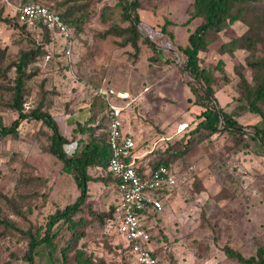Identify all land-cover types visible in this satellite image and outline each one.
Instances as JSON below:
<instances>
[{"label":"rangeland","instance_id":"obj_1","mask_svg":"<svg viewBox=\"0 0 264 264\" xmlns=\"http://www.w3.org/2000/svg\"><path fill=\"white\" fill-rule=\"evenodd\" d=\"M136 1L140 36L134 55L129 45L123 46V37H99L110 28L128 25L117 0H76L72 11L63 0H0V17L11 19L0 21V127L17 118L8 108L15 77L12 64L21 53L32 52L25 68L29 78L24 81L23 112L41 103L50 116H64L83 104L91 105V132L103 140L108 121L103 116L104 98L121 109V123L131 131L135 150L143 156L140 163L147 166L166 159L175 173V188L162 199L161 210L148 218L150 247L161 262L238 264L223 254V247L248 258L264 246V155L257 142L229 135L221 126L211 135L195 130L202 100L190 87L198 95L199 86L183 71L184 57L177 51L200 23L197 18L189 20L192 0ZM24 3L67 13L72 34L69 62L61 55V38L50 40L42 30L15 22L16 9ZM232 16L237 21L226 20L218 32L206 33L208 44L197 53L198 66L209 72L218 107L247 127L243 131L251 132L249 127L260 119L246 110L238 74L253 87L260 72L247 62L263 58L262 45L236 49L230 43L249 26L264 35V0L234 5ZM260 107L264 113V103ZM45 131L38 121L24 120L15 138L0 137V221L14 227L0 222V264H26L28 240L18 231L41 236L47 217L78 196L71 176L44 152ZM76 135L71 133L64 145L80 147L87 133ZM87 173L91 180L80 210L72 217L74 226L56 224L50 244L36 248L33 264H84L85 260L137 264L107 220L117 209L114 183L104 168Z\"/></svg>","mask_w":264,"mask_h":264},{"label":"trees","instance_id":"obj_2","mask_svg":"<svg viewBox=\"0 0 264 264\" xmlns=\"http://www.w3.org/2000/svg\"><path fill=\"white\" fill-rule=\"evenodd\" d=\"M75 1L76 0H63L64 3L71 4L69 8L70 11H72ZM248 1L249 0H192V14L189 20L197 18L200 20V23L191 33L188 34L186 38V45L184 47H177V51L184 57L183 71H185L193 82L199 86L198 95L196 94V91L190 87V92L197 99L202 100L198 106H200L203 110L199 113L200 120L196 124L195 130L205 131L211 135L218 133L219 126H221L222 130L229 135H234L236 137L244 136L257 142L261 154L264 155V113L260 107V104L264 103V56L259 61L247 62V65L250 68L260 72L256 77V83H254L253 87H250L244 80L243 76L238 74V77L240 78V87L243 92L242 99L246 103V110L249 114L257 115L260 119L258 125L249 127L251 132L243 131L247 127L237 124L230 115L224 113L222 109L218 107L210 86L212 79L209 72L199 68L197 58V53L203 51L208 44L205 40L206 33L208 31L218 32L221 30L226 20L229 22L237 21V18L232 16L233 6L237 4H244ZM31 4L36 3H24L18 6V8ZM116 5L121 11L122 19L128 22L127 27L123 29L110 28L100 34L99 37L104 38L108 35L123 37V46L129 45V47L133 50L134 55H136L138 53L137 41L140 36L137 30V27L140 25V21L136 13L138 2L136 0H117ZM45 8L49 12L58 15L64 25H66L68 29H71L67 19L65 18L67 13L62 15L49 7ZM0 21L10 23L11 19L0 17ZM15 22L17 23L16 19ZM42 31L49 37L50 40L56 39V37L60 38L49 34L44 28H42ZM143 42L149 46L152 52L157 53L154 46L147 38H144ZM257 42L261 43L264 55V35L259 36L254 32L253 28L249 26L246 28V31L235 41H232L230 45L234 46L236 49L253 48ZM61 46V55L63 56V59L69 62V57L66 58L64 55V45L62 44ZM33 56L32 52L21 53L17 61L12 64L15 77L12 81V95L8 108L17 114V118L12 120L8 126L0 127V137L3 138L5 136H10L11 138H15L17 136V128L20 122L24 120L38 121L46 130L45 135L47 144L44 152L60 162L62 170L71 176L72 182L78 191V196L73 203L66 205L61 210H55L47 217L44 231L41 236L33 234L30 231H18L20 234L26 236L28 240L27 247L23 255V260L26 264H33V256L37 247L50 244L51 239L53 238V234L51 232L56 224L59 222H66L70 225V228L74 226L72 217L80 210L86 196V185L91 180L87 171L89 169L99 167L104 168L106 171L107 160L109 157V151L106 145V135L102 140L92 136L90 127H86L85 125L81 126L79 124L75 125V129L72 132L73 137H75L77 133L82 132L87 133V138L80 147L77 148L76 143L71 153H66L63 146L67 143V140L59 134L53 117L49 115L41 103H38L36 107L31 109L29 112H23L22 104L24 97V81L29 78V76L25 74V68L31 63ZM97 97L99 99L103 98L102 95H98ZM102 100L104 101H101L104 107L103 116H105L107 120L108 115L105 113L107 103L104 98ZM90 106L91 105H89L91 121L93 120V113ZM219 117L222 119L221 124L219 123ZM106 125H108V121L106 122ZM236 142L242 143V139H236ZM159 166L171 168L166 159L163 161L158 160L155 163L147 165V167L151 170ZM112 219L113 213L111 212L107 220ZM0 222H2L5 227L14 228L13 225L7 223L6 221L1 220ZM222 251L227 258L235 260L238 264H264V246L257 247L254 255L248 258L242 257L238 252L226 246L222 248ZM152 254L154 256L156 255L154 252ZM61 258L65 261V254H62ZM83 263L90 264L89 261L86 260Z\"/></svg>","mask_w":264,"mask_h":264},{"label":"built area","instance_id":"obj_3","mask_svg":"<svg viewBox=\"0 0 264 264\" xmlns=\"http://www.w3.org/2000/svg\"><path fill=\"white\" fill-rule=\"evenodd\" d=\"M15 19L18 24L36 27L40 31L44 28L49 34L60 37L64 55L69 57L72 34L58 15L43 6L31 4L17 8ZM107 107L109 157L106 172L114 183L117 197V209L109 226H114L116 236L123 241L129 256L137 264H165L152 254L148 218L161 210L162 199L175 188V173L162 166L153 170L143 166L140 163L143 156H134V140L122 132L121 109L109 103Z\"/></svg>","mask_w":264,"mask_h":264},{"label":"crops","instance_id":"obj_4","mask_svg":"<svg viewBox=\"0 0 264 264\" xmlns=\"http://www.w3.org/2000/svg\"><path fill=\"white\" fill-rule=\"evenodd\" d=\"M90 110H89V105L83 104L77 111L72 112L71 114H67L64 116L60 115H52L53 120L55 121V124L58 128V131L60 132V135L64 137L66 135V140L67 137L72 133V131L75 129V125H85L86 127H91L93 128L94 126V120L90 121ZM122 132L127 135H131V131L127 130L126 128L123 127L122 124ZM92 133V132H91ZM93 136V134H92ZM77 138V135L76 137ZM74 144H69V145H64V151L66 153H71L73 150ZM134 156L137 158H140L141 155L137 154V152H134ZM117 198V197H116Z\"/></svg>","mask_w":264,"mask_h":264},{"label":"water","instance_id":"obj_5","mask_svg":"<svg viewBox=\"0 0 264 264\" xmlns=\"http://www.w3.org/2000/svg\"><path fill=\"white\" fill-rule=\"evenodd\" d=\"M219 123H220V124L222 123V119H221V117H219Z\"/></svg>","mask_w":264,"mask_h":264}]
</instances>
